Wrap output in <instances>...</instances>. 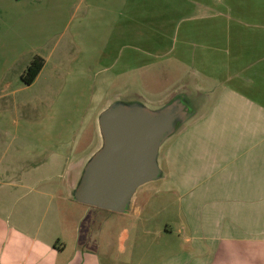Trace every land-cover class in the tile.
I'll return each mask as SVG.
<instances>
[{"label": "crops", "instance_id": "crops-1", "mask_svg": "<svg viewBox=\"0 0 264 264\" xmlns=\"http://www.w3.org/2000/svg\"><path fill=\"white\" fill-rule=\"evenodd\" d=\"M35 56L26 85L60 94L49 109H101L122 76L175 61L176 88L152 97L185 112L124 212L75 199L72 118L0 116L15 157L45 154L0 169V264H264V0H0V99Z\"/></svg>", "mask_w": 264, "mask_h": 264}, {"label": "water", "instance_id": "water-1", "mask_svg": "<svg viewBox=\"0 0 264 264\" xmlns=\"http://www.w3.org/2000/svg\"><path fill=\"white\" fill-rule=\"evenodd\" d=\"M184 112L177 99L159 109L140 102L114 101L99 116L102 145L86 162L75 199L126 211L136 190L160 177V147L176 130Z\"/></svg>", "mask_w": 264, "mask_h": 264}, {"label": "rangeland", "instance_id": "rangeland-1", "mask_svg": "<svg viewBox=\"0 0 264 264\" xmlns=\"http://www.w3.org/2000/svg\"><path fill=\"white\" fill-rule=\"evenodd\" d=\"M38 35L37 32L27 33L26 36L35 37ZM168 67V68H167ZM161 68L165 69L166 76H162L159 73ZM155 70L156 79H148L146 75L140 76L137 73L131 75L122 76L116 83L115 89L119 88L117 92H112L110 98L103 104V108L95 111L87 109H49L47 108L48 103H52L56 97L60 94L50 93L45 90V83H37L36 85L28 86L24 82L18 84L20 87L15 92L9 90L2 94L3 98L0 99L3 107L0 108V116L8 119H16L21 124H27L38 118L42 117H68L72 118L76 128L82 129V140L81 149L74 152L79 153L82 149L86 148L87 155L84 156L79 168H83L89 158L96 152L102 145V136L87 150L88 137H90L91 129L95 123L98 126V119L105 109H107L115 99L122 101H141L151 108H162L166 106L165 103L158 102L159 97L153 98L154 93H158L162 89H168L169 87L176 88L177 77H178V65L175 61H163L151 69ZM170 74V75H169ZM14 79V77L12 78ZM15 87V86H14ZM17 87V85H16ZM171 100L168 102L170 103ZM166 102V103H168ZM91 119L92 123L89 124ZM97 119V120H96ZM18 142H21V138L15 133L0 132V169L2 168H20L23 165L28 166L29 164L39 163V161L45 159V154L41 157H15V149ZM87 146V147H86ZM74 154L69 156L74 157ZM155 184L153 183H150Z\"/></svg>", "mask_w": 264, "mask_h": 264}, {"label": "trees", "instance_id": "trees-1", "mask_svg": "<svg viewBox=\"0 0 264 264\" xmlns=\"http://www.w3.org/2000/svg\"><path fill=\"white\" fill-rule=\"evenodd\" d=\"M45 64V59L41 56H35L27 68L22 73V79L25 84H31L39 75L41 69Z\"/></svg>", "mask_w": 264, "mask_h": 264}, {"label": "flooded vegetation", "instance_id": "flooded-vegetation-1", "mask_svg": "<svg viewBox=\"0 0 264 264\" xmlns=\"http://www.w3.org/2000/svg\"><path fill=\"white\" fill-rule=\"evenodd\" d=\"M98 127H99V122H98ZM100 130V129H99ZM101 134V133H100Z\"/></svg>", "mask_w": 264, "mask_h": 264}]
</instances>
